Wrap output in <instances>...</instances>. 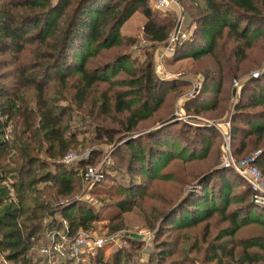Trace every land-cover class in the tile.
I'll return each mask as SVG.
<instances>
[{"label":"trees","instance_id":"trees-1","mask_svg":"<svg viewBox=\"0 0 264 264\" xmlns=\"http://www.w3.org/2000/svg\"><path fill=\"white\" fill-rule=\"evenodd\" d=\"M178 1H189L188 10L192 12L189 23L195 27L191 36L175 48L173 60L199 62L209 57L216 67L215 72L209 69L206 73H194L200 91L186 100L182 108L187 113L191 108L199 113L212 111L223 84L229 80L227 77L241 73V66L248 59L247 51L259 40L264 41V0ZM149 2L0 0V57L27 51L34 59L29 65L16 64L15 75L0 73V82L14 80L10 85L0 86V253L6 252V261L29 264L31 258L24 262L30 254L28 249L37 250L45 245L42 236L54 228L62 229V222L67 225L68 236H73L79 229L89 231L91 224L102 219L119 220L141 207L139 200L145 196L149 181L169 178V173L163 170L170 162L204 160L215 149L219 138L216 130L191 129L182 122L169 121L168 117L152 137L129 138L118 149L119 158H128L129 178L136 175L141 180L133 177L122 185L108 178L112 182L110 187L98 190V194L112 200V205L102 211L105 214L82 202L62 205L79 192L77 179L62 165L55 167L60 172L57 177L49 176L48 172L34 176L36 168L48 167L43 158L53 161L63 156L67 145L78 141L77 133L86 128L81 125L77 127L81 129L73 128L74 118H79L83 125L86 118L94 115L97 104V118L119 116V131L131 136L138 132L141 123L165 107L168 93L190 87V82L161 80L154 72L153 51L168 42L177 20L169 14L162 19L152 12ZM136 12L146 19L143 35L151 52H145L143 61L130 53L107 54L122 47L132 48L137 43L136 38L121 33L123 25ZM228 44L231 48L226 57ZM261 48L264 51V45ZM258 77L249 78L240 87L231 115L230 136L232 144L239 147L235 155L261 148L256 163L264 173V69ZM95 92L97 104L92 105L90 98ZM210 93L213 101L206 106L209 108L197 104ZM67 99L70 104H60ZM83 110H86L84 117L80 116ZM191 131L193 137L189 139L186 135ZM109 137L112 141V136ZM144 139L151 143L146 145ZM231 174L228 169L203 173L197 181L199 191L182 198L162 222L178 231L203 225L206 241L210 232L208 222L217 216L230 222V226L210 241L207 263L256 264L255 253L249 250H263L260 240L238 243L234 237L246 226L264 227V208L254 205L251 190L234 192L237 181ZM240 204L242 207L228 212L231 205ZM240 214L245 215L238 222ZM153 218L151 222L145 218L151 229L152 222L157 220ZM160 233L157 231L156 236ZM129 244L137 245L132 241ZM186 246L184 243L183 248ZM237 249H241L239 254ZM131 253L130 249L117 251L106 264H136L131 263ZM175 255L178 253L156 244L149 262L180 264L166 262ZM96 263L102 260L98 258Z\"/></svg>","mask_w":264,"mask_h":264},{"label":"rangeland","instance_id":"rangeland-1","mask_svg":"<svg viewBox=\"0 0 264 264\" xmlns=\"http://www.w3.org/2000/svg\"><path fill=\"white\" fill-rule=\"evenodd\" d=\"M154 1L155 0H150L149 2V7L152 12L160 16L162 19H165V15L169 14L171 18L177 20V23L180 22L177 30L176 23V26L172 29L169 36L172 38L176 36L178 42L183 38V36H187L185 39L187 40L191 36L193 28L195 27L194 24L190 25L191 22L189 21V15L192 14V12L188 10L189 1L180 3L178 0H174L170 9L167 11L156 9L154 7ZM145 22L146 19L141 12H136L123 25L121 33L123 35H129L136 38L137 43L132 48L126 49L122 47L108 52L107 54L130 53L133 57H138L140 61H143L145 52H147V50L151 52L152 50H150V43L143 35V25ZM168 43L173 46L174 49L179 45H174L172 39L171 42L169 40ZM168 43L166 42L164 45L157 46V48L153 51L154 67L160 54L165 52V48ZM262 45H264V41L259 40L253 49L247 51L248 59L241 66V73L227 77L229 80L223 84L222 90L217 97L218 104L212 107V111L204 113H199L193 108H191L187 113L182 107L186 100L191 99L200 91L199 88V90L195 92L192 97H189V94L193 92L194 85H200L197 77H191L189 75H194V73L197 74V71L206 73L209 69L211 71L216 70L214 62L209 57L199 62H194L191 59L173 60V54L166 55L162 61L163 69L166 73L175 76V78L167 81L179 80L180 82L185 83L190 82L191 85L190 87H179L175 91L168 93V96L170 97L166 100L167 102L165 107L158 114L152 116L146 122L141 123L138 132L134 133L135 135L130 134L131 136H127L119 131L117 123L118 119H120L119 116H114V118L109 119L101 117L97 118L98 104L96 101L98 95L96 92L92 94L90 104H97L96 109L93 110L94 115L89 117V119L85 117L86 119L83 125L80 119L76 117L72 122L73 128H77L80 125L85 126L86 128L84 131L77 133L76 139L78 141L67 145V151L63 154V156H60L53 161L43 158L42 160H44L48 167H46V169L36 168V171L34 172V176L39 173L45 174L48 172L49 176L52 177L53 175H56L57 177L60 172H58L59 170L57 171L56 168L59 165L66 168L65 171L72 172L73 177L77 179L76 184L78 185L77 190H79V192L68 198L67 203L69 205L82 202L87 206H90L94 211L103 213V210L112 205V200L106 198L104 194H98V190L108 189L110 187L112 182L108 178L115 179L116 182H121L122 185H127L129 181L134 179L136 176L134 175L132 178L130 176L129 178L128 173L126 172L128 158H119L118 149L123 146L129 138H133L137 135L152 137L155 132L164 126V124H161L162 121H167L168 118L169 121L182 122L191 129L198 127H211L217 131L219 138L215 149L209 152L207 159L196 160L195 162L184 164L178 163L177 161L170 162L163 170V173H169V178L171 177L172 179L170 180L168 178L161 181H149L148 188L144 192L145 196L139 200L141 207L134 208L132 212L123 215L119 220L110 222L109 220L102 219V221L91 224L89 231L85 230L86 235H92L95 238H107L109 239V242H111L100 251L81 256L76 261H72L71 264H97L96 259L98 258L102 260V263L100 264H106L114 253L121 251L122 249L131 250V255H133L131 257V263L151 264L149 259L156 244H161L163 249L169 250L171 253H178V255L172 256L168 259L166 261L167 263L170 261H177V263L180 264H209L206 259H208L211 255V249L209 247V244L211 243L210 241L215 238L220 231L227 229L230 226V222L224 221L217 216L214 217L210 222H208L210 232L208 239L205 241L203 238L207 234H205L203 225L194 229L178 231L174 226H166V224L162 222V219L171 208H174L181 201L182 198L186 197L188 194L197 193L199 191L197 181L203 173L211 172L216 169H228L232 173V177L235 178V181H237V186L235 187L234 192L242 193L245 189H249L252 191V196H255L246 180L233 168L223 167V162H225L226 156L231 157L233 161L248 159L255 153L259 152L260 154L262 151L261 148L252 149L248 153L245 152L240 155H235L239 151V147L237 145H233L230 139L229 149L227 150L223 144V139L218 131V128L220 127L221 129L228 131L230 134L233 106L236 103L237 96L239 95L241 89L235 88L234 82H238L240 87H242L243 83L249 78L259 79V77H252L254 73L258 72L259 74H262V70L264 69V51L261 48ZM230 48L231 44H228V46H226V57L229 54ZM18 59L19 61H17ZM32 61H34L33 56L27 51L17 56L10 54L6 57H0V73H11L15 75L17 70L16 64L19 66H25L29 65ZM2 63L5 64L3 67ZM95 63L96 61L94 64ZM120 77L124 78L125 76L120 75ZM13 81L14 80L12 79L1 81L0 86L1 84L10 85ZM30 99H32V97ZM201 99L202 100H199L197 104L203 105L204 107L210 106L213 101L212 93L206 94V96L201 97ZM61 103L62 105L70 104L69 99L64 102L61 101L60 104ZM74 106L75 105H73L72 109L76 110ZM87 108H89V106ZM85 111L82 113L80 112V116L82 114L86 116ZM9 130L10 128H8V131ZM109 135L112 136V141H109ZM186 136L191 139L193 137V132H189ZM144 143L148 145L151 142H145L144 139ZM69 153L77 155L80 159L69 165L62 163L64 156ZM88 168L93 169L96 173H102V178H100L97 183L92 184L84 181L83 174ZM258 169L264 176L262 170L259 167ZM136 179L141 180V177H136L134 180ZM38 187L40 188L42 186L39 185ZM239 207H242L241 204L231 205L228 212H231ZM152 213L154 218L151 215ZM244 215L245 214H240L239 218H237L238 222H240ZM236 217H238V215ZM145 218L149 221L152 218L153 220L157 219L155 223L152 222L154 226L152 229L150 226H147ZM65 227H67L66 223L62 222V229ZM62 229L54 228L48 231L47 234L42 236L43 244L47 243L48 245L49 241L47 237H49L51 241L54 231ZM157 231L161 232L158 236H156ZM234 239L238 241V243L239 241L257 239L264 245V227L258 225L246 226L237 232ZM130 241L136 243L137 245L130 246ZM184 243L187 245L185 248H183ZM44 246L45 245L39 246L37 250L33 247L29 248L28 251L32 254V256L28 254L27 257L24 258V262L31 258L29 264H49V260L46 255L40 252V249ZM249 251H252L250 253H255L254 259L258 261L256 264H264V249L261 250L253 248ZM237 252L239 254L241 249H237ZM5 255V251L0 253V264H14L10 261H6ZM65 262L66 260H54V264H65Z\"/></svg>","mask_w":264,"mask_h":264},{"label":"built area","instance_id":"built-area-1","mask_svg":"<svg viewBox=\"0 0 264 264\" xmlns=\"http://www.w3.org/2000/svg\"><path fill=\"white\" fill-rule=\"evenodd\" d=\"M173 2L174 0H155L154 7L158 10L167 11L170 9V6L173 4ZM186 38L187 36H183V38L178 42L176 36L174 38L170 37V39H168V42L169 40L171 42L172 39V42L174 43V45H176L180 44ZM174 50V47L169 45L168 43L167 47L165 48V52L161 53L156 61L155 72L158 78L161 80H170L175 78V76L166 73L162 66L163 59L166 57V55L173 54ZM258 76V72L252 75L253 78H257ZM234 87L237 89L240 88L239 83L234 82ZM199 88L200 85H194L193 92L189 94V97H192V95L195 94V92H197ZM218 131L222 136L225 148L228 150L231 139L229 132L221 129L220 127L218 128ZM258 156L259 152L251 155L248 159H244L241 161H233L231 157L226 156L225 162H223V167H231L235 171H237L253 190V193L255 194V196H252L254 205L259 208H264V176L262 175L256 164ZM79 159L80 158L77 155L69 153L64 156V158L62 159V163L69 165L78 161ZM83 175L84 181L92 184L97 183L100 178H102V173H96L91 168H88ZM66 204L67 201L65 203H62V205ZM78 231L73 236H68V229L67 227H65L62 230H55L52 234L51 241L50 238L47 237L49 243L48 245L46 243L45 246L40 249V252L46 255L49 260V264H54V260L76 261L81 256L93 254L100 251L111 242H109V239L107 238H95L92 235L88 236L82 229Z\"/></svg>","mask_w":264,"mask_h":264},{"label":"water","instance_id":"water-1","mask_svg":"<svg viewBox=\"0 0 264 264\" xmlns=\"http://www.w3.org/2000/svg\"><path fill=\"white\" fill-rule=\"evenodd\" d=\"M179 27V23H177V27H176V30H177V28Z\"/></svg>","mask_w":264,"mask_h":264},{"label":"crops","instance_id":"crops-1","mask_svg":"<svg viewBox=\"0 0 264 264\" xmlns=\"http://www.w3.org/2000/svg\"><path fill=\"white\" fill-rule=\"evenodd\" d=\"M188 60V59H187ZM189 76H191V77H195V76H193V75H189Z\"/></svg>","mask_w":264,"mask_h":264}]
</instances>
